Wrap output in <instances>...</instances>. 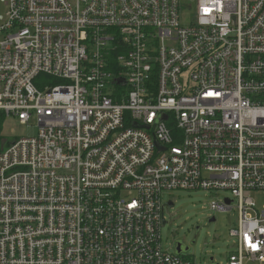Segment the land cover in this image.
Returning <instances> with one entry per match:
<instances>
[{
    "label": "built area",
    "instance_id": "built-area-1",
    "mask_svg": "<svg viewBox=\"0 0 264 264\" xmlns=\"http://www.w3.org/2000/svg\"><path fill=\"white\" fill-rule=\"evenodd\" d=\"M192 4L0 0V264H197L162 247L173 189L229 192L210 264H264V0Z\"/></svg>",
    "mask_w": 264,
    "mask_h": 264
},
{
    "label": "rangeland",
    "instance_id": "rangeland-1",
    "mask_svg": "<svg viewBox=\"0 0 264 264\" xmlns=\"http://www.w3.org/2000/svg\"><path fill=\"white\" fill-rule=\"evenodd\" d=\"M181 4L193 6V0H180ZM193 17L191 9L182 13L183 23H188ZM57 81L41 76L36 80V85H52ZM37 126L34 121L28 124L20 123L16 118H6L2 124L1 133L7 141L20 137L35 135ZM229 194L228 191L204 189L185 190L173 189L162 194L163 202L171 200L173 205L164 211L165 223L160 228L161 243L164 250L174 251L177 241L188 246L187 256L197 264H210L209 257H214L216 262H224L226 254L232 248V239L229 230L237 221V210L213 211L210 209L211 201H219ZM264 195L254 193L252 198L260 204ZM210 216L215 220L207 222ZM199 226L196 230L195 227ZM194 241V242H193Z\"/></svg>",
    "mask_w": 264,
    "mask_h": 264
},
{
    "label": "water",
    "instance_id": "water-1",
    "mask_svg": "<svg viewBox=\"0 0 264 264\" xmlns=\"http://www.w3.org/2000/svg\"><path fill=\"white\" fill-rule=\"evenodd\" d=\"M227 201H229V200H227ZM166 205L168 206V207H170V206H172L173 204H172V202H167L166 203ZM215 220V218L214 217H209L208 219H207V222L208 223H211V222H213ZM199 228V226H197V227H195V229L197 230ZM194 242V241H193ZM188 250V246H185L181 241H177L176 242V245H175V248H174V251L176 252V253H181V252H186ZM212 260V258H210V261Z\"/></svg>",
    "mask_w": 264,
    "mask_h": 264
}]
</instances>
